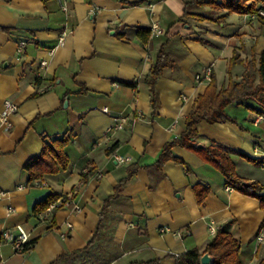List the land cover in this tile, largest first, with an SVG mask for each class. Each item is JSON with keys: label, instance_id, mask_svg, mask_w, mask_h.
<instances>
[{"label": "crops", "instance_id": "obj_1", "mask_svg": "<svg viewBox=\"0 0 264 264\" xmlns=\"http://www.w3.org/2000/svg\"><path fill=\"white\" fill-rule=\"evenodd\" d=\"M191 1L0 0V115L7 100L20 108L8 116L10 129L0 124V252L6 264H53L86 247L106 200L132 166L140 167L137 175L110 207L116 225L109 264H177L174 256L189 250L204 254L216 235L211 224L241 242L244 264L264 259V241L256 239L264 227L257 198L226 186L219 171L185 147L176 146L173 153L189 169L175 161L153 167L164 146L184 133L186 118L211 81L206 69L212 67L222 88L235 51L243 60L254 49L257 55L264 51V22L257 15L233 13L222 22L185 19ZM190 11L212 15L210 7ZM140 28L152 32L146 44L138 37ZM20 40L27 42L23 53ZM168 40L173 65L157 82L161 103L153 116L147 77ZM43 61L47 66H41ZM245 69L236 65L234 78L240 81ZM227 112L237 123L202 121L199 141L227 148L239 175L264 185V165L243 157L264 160V120L239 104ZM66 133L69 168L29 182L25 165L41 155L43 137L53 140ZM89 169L95 172L82 185ZM197 183L211 189L204 205L195 199ZM54 191L71 196L73 203L54 212L56 227L45 230L48 222L43 214L37 218L34 208ZM164 227L183 236L163 233ZM6 230H23L39 241L15 253L3 241Z\"/></svg>", "mask_w": 264, "mask_h": 264}, {"label": "trees", "instance_id": "obj_2", "mask_svg": "<svg viewBox=\"0 0 264 264\" xmlns=\"http://www.w3.org/2000/svg\"><path fill=\"white\" fill-rule=\"evenodd\" d=\"M192 7H210L212 15L206 16L193 13L190 11ZM260 8H264V0H192L186 3L183 18H194L197 21L201 20V22L206 20L222 22L228 14L257 15ZM223 11L227 13L217 16V14ZM257 16L264 22V17L260 15ZM151 36V30L143 28L138 30V37L145 44L150 41ZM168 46L169 40L160 46L161 48L158 52L157 60L151 67L147 77V84L149 85L151 94L150 103L153 108V116L157 114V110L161 103L156 90L157 82L165 75L167 68L173 65L168 56ZM241 58L238 51H235L228 67V81L222 88L219 87L214 72L211 74V81L205 93L196 100V109L186 118V129L184 133L164 146L157 161L153 164V167L161 169L167 162L175 161L189 169L184 160L175 156L173 153V149L176 146L185 147L195 152L205 163L219 171L225 177L226 186L245 195L257 198L261 203V208L264 210V185L260 182L248 181V179L241 177L237 171L236 163L232 157L233 155L227 148L220 144H202L199 141L202 136L198 126L202 121L211 124L237 123V120L231 117L227 112L229 106L233 104L243 105L248 110L258 112L260 115L264 116V51L257 55L254 49L249 59L243 60ZM239 64L246 67L240 81L234 78L232 72L234 67ZM86 91V89H82L79 92L86 93ZM43 141L44 148L41 155L33 158L25 165V171L28 174L27 178L29 182L40 180L48 174H58L61 170H66L70 166L71 160L67 155L66 148L71 142V137L67 133L53 140H48V137L44 136ZM200 144L203 146H199ZM110 151H113V147ZM243 157L257 166L264 165V160L252 159L246 155ZM139 168V166L130 167L128 177L118 184L115 195L106 200L105 207L100 213L97 231L87 246L83 249L61 255L53 264L65 263L80 254L88 253L100 242L106 244L107 250L114 247L113 240L111 239L113 230L111 229H114L116 223L115 218L112 216L114 214L110 210L111 203L118 197L124 185L137 175ZM94 172V170L89 169L82 174V185L89 182ZM194 185L195 199H197L199 205H204L211 189L208 185L205 186L202 183ZM61 197L62 196L55 191L52 192L44 201L36 204L34 215L38 218L41 214H44L52 203H55V201ZM63 208H65V205L60 206L57 211ZM41 220L42 219H40V221ZM55 227L56 220L53 216L45 227V230H51ZM38 241V237L30 239L25 245V252L32 249ZM204 254H210L213 257V264H244L241 257V242L230 232L225 230L216 233L208 244ZM204 254L198 249H193L174 257L176 258L177 264H201V258ZM112 258L111 255L108 261L101 264H109ZM157 261L150 262L149 264L156 263ZM260 264H264V259Z\"/></svg>", "mask_w": 264, "mask_h": 264}, {"label": "built area", "instance_id": "obj_3", "mask_svg": "<svg viewBox=\"0 0 264 264\" xmlns=\"http://www.w3.org/2000/svg\"><path fill=\"white\" fill-rule=\"evenodd\" d=\"M63 10H67V8L65 6H63ZM257 15H260L262 17H264V8H260L259 11H258V14ZM153 31L157 34H159L161 31L159 30V27L158 26H154L153 27ZM161 34V33H160ZM66 36V33H63L61 38H60V42L63 43L64 40H65V37ZM19 44V51L20 53H23L26 49V46H27V42L26 41H21L18 43ZM41 66L42 67H45L47 66L46 65V62L43 61L41 62ZM207 74V78L209 79L211 77V74L213 73L212 72V67H208L206 69V72ZM200 79V76L198 77V80ZM50 89V86H46V90ZM182 98H186V96H182ZM19 106L15 103H13L12 101L10 100H7L4 104V110L1 112V115H0V124H4L6 125V127L8 129H10L12 127V124L9 123V120H8V116L12 113H15L19 110ZM261 120H264V116L262 115H259V118H257V121H261ZM120 127L119 125L115 126V128H118ZM121 162H126L128 161V159H119ZM2 193H0L1 195ZM71 198V196H68V197H61L59 199H57L55 201V203H52V205H50L48 207V209L44 212L43 214V218L45 222H49L51 219H52V214L54 212L57 211V209L60 207V206H63L65 205V207H69L72 205L73 201H69ZM67 199V200H66ZM74 205V208L76 210H80L79 206H77L76 204H73ZM14 209L13 208H9V213H13ZM210 226V229H211V232L213 234H216L217 233V227L214 226V224H211L209 225ZM161 232L163 233H167V232H171V233H174L175 235L177 236H183V233L181 231H174L172 230L170 227H164V228H161ZM63 237H67V234H63ZM31 239V235L26 232V231H23L21 230L19 233H14L10 230H6L4 232V235H3V241L4 243L6 244H10L13 248V250L15 251V253H25V245L29 242V240ZM256 239L259 241V242H263L264 241V227L259 231V233L257 234V237ZM0 264H6V259L3 255L2 252H0Z\"/></svg>", "mask_w": 264, "mask_h": 264}, {"label": "rangeland", "instance_id": "obj_4", "mask_svg": "<svg viewBox=\"0 0 264 264\" xmlns=\"http://www.w3.org/2000/svg\"><path fill=\"white\" fill-rule=\"evenodd\" d=\"M106 247V244L102 242L94 246L90 252L85 254H80L79 256L72 258L67 261L66 264H101L108 261L111 257Z\"/></svg>", "mask_w": 264, "mask_h": 264}, {"label": "water", "instance_id": "obj_5", "mask_svg": "<svg viewBox=\"0 0 264 264\" xmlns=\"http://www.w3.org/2000/svg\"><path fill=\"white\" fill-rule=\"evenodd\" d=\"M199 146H203L200 144ZM201 264H213V257L210 254H204L201 258Z\"/></svg>", "mask_w": 264, "mask_h": 264}]
</instances>
